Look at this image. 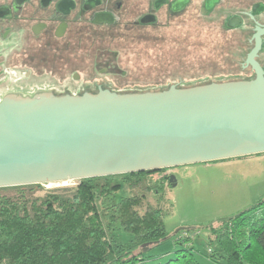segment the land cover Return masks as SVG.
<instances>
[{"label": "water", "instance_id": "water-1", "mask_svg": "<svg viewBox=\"0 0 264 264\" xmlns=\"http://www.w3.org/2000/svg\"><path fill=\"white\" fill-rule=\"evenodd\" d=\"M162 92L9 93L0 100V188L157 171L264 153V72ZM169 183L175 186L174 176ZM177 233V231H176Z\"/></svg>", "mask_w": 264, "mask_h": 264}, {"label": "trees", "instance_id": "trees-1", "mask_svg": "<svg viewBox=\"0 0 264 264\" xmlns=\"http://www.w3.org/2000/svg\"><path fill=\"white\" fill-rule=\"evenodd\" d=\"M231 56L228 71L233 73L219 75L216 83L241 81L238 76L242 72L243 47ZM202 85L207 84H179L178 87ZM85 92L96 94L98 90L82 91L78 95ZM66 94L73 93L70 90L54 93L58 97ZM223 161L227 160L211 163ZM162 172L90 178L77 181L74 187L45 191L42 185L0 188V264H143L153 261L148 252L166 241L169 234L162 210L145 205L150 193L155 195L163 190L164 182L152 186L155 182L150 183L147 178ZM162 179L167 181L166 177ZM123 189L127 190V195H119ZM181 231L184 230H177L174 242L185 247L177 250L174 258L156 264H198L190 245L192 234ZM207 247L208 258L219 264H264V198L248 210L210 226Z\"/></svg>", "mask_w": 264, "mask_h": 264}, {"label": "flooded vegetation", "instance_id": "flooded-vegetation-1", "mask_svg": "<svg viewBox=\"0 0 264 264\" xmlns=\"http://www.w3.org/2000/svg\"><path fill=\"white\" fill-rule=\"evenodd\" d=\"M194 14L236 36L242 81L255 78L246 60L259 33L255 61L264 72V0H0V97L11 90H114L116 77L126 73L118 52L106 47H114L121 32ZM170 169L162 170L166 183Z\"/></svg>", "mask_w": 264, "mask_h": 264}, {"label": "rangeland", "instance_id": "rangeland-1", "mask_svg": "<svg viewBox=\"0 0 264 264\" xmlns=\"http://www.w3.org/2000/svg\"><path fill=\"white\" fill-rule=\"evenodd\" d=\"M239 44L236 36L224 32L217 21L197 18L195 14L166 26L121 32L119 42L106 48L118 52L119 68L126 76L116 77L112 84L114 90L108 91L120 94L124 90H154L168 86L185 89L179 88V84L216 83L219 75L233 73L228 71L233 59L231 54H235ZM98 79L106 81L107 77ZM70 91L72 95H78L88 90ZM17 92L34 93L30 90H11L6 94ZM166 174L148 176L150 183L155 182L152 186L160 181L164 183L160 193L147 196L145 205L162 210L169 237L148 252L153 261L143 264L164 263L174 258L176 251L185 247L174 242L177 230L192 234L190 245L198 264H219L208 258L209 227L248 210L264 198V153L171 168L169 174L174 176L175 186L162 179ZM76 183H50L42 185V188L44 191L70 188ZM120 194L127 195L128 192L123 189Z\"/></svg>", "mask_w": 264, "mask_h": 264}]
</instances>
